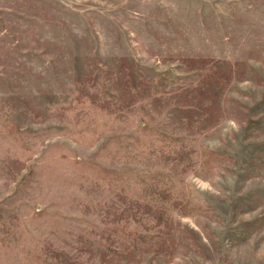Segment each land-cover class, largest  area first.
<instances>
[{"label":"rangeland","instance_id":"374dc122","mask_svg":"<svg viewBox=\"0 0 264 264\" xmlns=\"http://www.w3.org/2000/svg\"><path fill=\"white\" fill-rule=\"evenodd\" d=\"M0 264H264V0H0Z\"/></svg>","mask_w":264,"mask_h":264}]
</instances>
